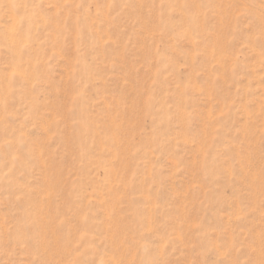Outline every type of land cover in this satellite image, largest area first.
I'll use <instances>...</instances> for the list:
<instances>
[{
    "label": "rangeland",
    "instance_id": "rangeland-1",
    "mask_svg": "<svg viewBox=\"0 0 264 264\" xmlns=\"http://www.w3.org/2000/svg\"><path fill=\"white\" fill-rule=\"evenodd\" d=\"M0 264H264V0H0Z\"/></svg>",
    "mask_w": 264,
    "mask_h": 264
}]
</instances>
